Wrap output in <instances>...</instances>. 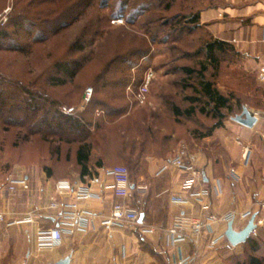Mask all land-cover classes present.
Listing matches in <instances>:
<instances>
[{"label": "rangeland", "instance_id": "1", "mask_svg": "<svg viewBox=\"0 0 264 264\" xmlns=\"http://www.w3.org/2000/svg\"><path fill=\"white\" fill-rule=\"evenodd\" d=\"M199 6L185 0H0V32L9 35L0 40V189L10 179L56 182L79 172L73 140L84 132L41 127L48 107L79 118L90 130L97 141L93 162L105 148L102 138L113 154L145 150L141 163L155 154L174 158L182 149L208 160L224 152L216 132L225 135L245 107L260 113L258 124L264 122V82L235 48L219 57V69L209 65L206 73L221 93L237 98L235 111H225L223 126L203 137L216 121L201 113L205 102L191 101L199 99L198 77L184 71H199L206 61L203 45L210 35L189 22ZM73 62L79 65L73 80L56 75L57 64ZM56 76L65 84L53 85ZM31 99L42 108L37 117L28 108ZM204 157H197V168ZM137 159H115L108 166L127 167L131 182L146 180L148 166H138ZM240 247L237 253L236 247L227 249L218 264L246 263L251 246Z\"/></svg>", "mask_w": 264, "mask_h": 264}, {"label": "crops", "instance_id": "2", "mask_svg": "<svg viewBox=\"0 0 264 264\" xmlns=\"http://www.w3.org/2000/svg\"><path fill=\"white\" fill-rule=\"evenodd\" d=\"M200 25L214 39L232 44L253 71H259L264 65V0H218L216 5L200 13ZM216 136L222 140L223 154L217 150L216 156L208 160L201 152L197 156L205 159L198 166L205 174L202 186L210 192L202 201L185 194L183 196L187 204L172 203V196L182 192L181 184L185 175L173 167L161 172L172 158H150L147 179L140 178L132 182L131 196L125 201L140 213V217L143 216L138 226L103 225L111 216L116 201L112 190L103 189L104 185L112 182L103 174L106 166L98 167L92 162L86 176L81 175L80 169L78 173L73 172L64 178L80 185H88V179L96 178L98 183L93 190L97 198L80 203V207L92 215L87 230L72 237L65 236L52 250L39 251L36 243L39 231L55 228L59 224V214L49 209L56 182H48L44 178L36 182L31 176H26L24 179L32 190L27 192L18 189L17 197L1 188L0 211L8 212V219L19 218L21 213H36L33 224L0 225V264H56L68 257L71 259L70 264H174L178 250L168 245L167 231L174 217L181 213L196 217L236 214L234 230L239 232L251 219H240L239 216L252 211L256 219L263 221V225L251 237L262 238L264 122L249 129L233 121L227 125L225 135L216 132ZM237 140H241L242 143L239 142L243 147ZM219 154L222 157L220 165L217 164ZM230 167L236 170L239 182H234L228 176ZM65 203H71V199L65 200ZM227 227L228 224L224 223L214 225L218 235H225ZM148 229L153 230V233H143V230ZM206 245L207 240L204 238L197 247L193 243L182 245L181 251L184 255L198 253L202 264H218L222 254L229 249L224 247L226 250L209 252ZM240 246L236 247V253L242 248ZM256 254L264 256V247H260Z\"/></svg>", "mask_w": 264, "mask_h": 264}, {"label": "built area", "instance_id": "3", "mask_svg": "<svg viewBox=\"0 0 264 264\" xmlns=\"http://www.w3.org/2000/svg\"><path fill=\"white\" fill-rule=\"evenodd\" d=\"M258 80L264 82V65L258 71ZM92 94L93 91L91 89L87 91L88 98H91ZM252 114L259 122L261 118L260 113L253 112ZM245 155L247 156L246 151ZM197 160V156L190 155L186 149H182L163 167L161 172L173 167L185 175L181 184L182 192L172 196V203L176 205L187 204L188 202L183 196L185 194L197 201H202L209 196L210 192L202 186L205 174L202 169L197 168ZM103 174L112 181L111 184L104 185L103 189L112 190L113 196L116 199L112 208V214L103 222V225L105 227L121 225L138 226L140 213L125 203L131 196L132 186L128 168L124 166L107 168L103 170ZM230 175L235 182L240 181L236 170L232 169ZM97 183L98 180L96 178L88 179V185L75 184L68 180H61L55 183V193L50 197L49 209L59 214V224L55 228L38 232L36 245L39 251L44 249L52 250L63 241L65 236L72 237L77 233L87 230L92 215L85 212L80 207V203L97 198L93 190ZM3 188L11 196H15L18 193V189L27 192L32 190L29 182L24 178L10 179ZM69 199H71V203H65V200ZM62 200L64 201L63 203L61 202ZM205 209L207 210L208 207L205 206ZM262 209H264V206H262ZM35 213L31 211L21 219H8L9 214L5 211H0V225L33 224ZM253 216L254 213L248 211L239 217L240 219H249ZM236 219V214L221 217L215 214H209L207 217H196L185 213L176 215L171 227L167 231L168 245L178 250L174 264H199L198 253L184 255L181 251V246L193 243L197 247L198 242L204 238L207 240L206 250L209 252H216L224 247L234 250L235 247L228 242L225 235L217 234L214 225L218 223L229 224ZM255 224L258 228L263 225V221L256 219ZM143 233L152 234L153 230H143Z\"/></svg>", "mask_w": 264, "mask_h": 264}, {"label": "trees", "instance_id": "4", "mask_svg": "<svg viewBox=\"0 0 264 264\" xmlns=\"http://www.w3.org/2000/svg\"><path fill=\"white\" fill-rule=\"evenodd\" d=\"M175 1V0H172ZM215 0H185V2L189 3H194L197 7V5H200L196 11L194 10L193 7L190 8L192 11V18H190L189 22L193 25L196 26L197 29H205L209 33L210 40L206 41L203 45V50L205 51V57L206 61L202 63L201 69L199 71H196L194 69H185L184 71L189 75L193 76L195 73L197 74L198 77V86L195 89L196 93L199 96V99H191L193 103L199 104L200 102H205L204 107L201 109V113L210 116L212 119L216 121L215 125L211 127V129L203 135L204 138L210 137L212 133L216 130L219 129L223 126V121L227 117V113H234V105L233 101L237 100V98L234 97V95L230 96H225L223 93L220 92V90L217 88L216 84L210 80L207 79L206 73L208 72L209 65L210 66H215L217 69L220 67V56L225 55L228 52H233L235 51V47L227 42L219 41L217 39H214V37L211 35V33L204 28L203 26L200 25V13L208 9L214 5L212 3ZM171 5H167L166 9H171ZM124 16V15H123ZM9 38V35L5 31L0 32V40H7ZM79 65L76 62H73L71 64H66V63H59L55 66L56 70V75L57 76H67L68 78L72 79L76 76L77 69ZM52 77L51 78V83L55 86H61L65 84V80L62 79L61 77ZM35 101V100H34ZM33 99L30 100V103L28 105L29 110L34 112L36 117L39 115L41 112V107L37 106V104H34ZM239 103V102H238ZM239 105V104H238ZM60 108V106H59ZM53 111V112H51ZM225 111L227 113H225ZM71 112V110H70ZM195 113V109L192 108L187 111V115L189 117H192V115ZM45 115L42 118L43 120L40 121L41 127L43 126L46 129H54V128H59L60 130L62 128L66 129L64 126H70L72 127L73 131L75 133H82L83 137L78 139L75 138L73 141L74 143H77V149H76V163L81 169V175L86 176L89 173V167L91 163L93 162V153L97 151V141L95 139H92V133L90 130H87L84 125L81 124V121L77 117H73L72 115H69L65 113L64 111L61 112L60 109H54V107H48L47 110L44 112ZM52 115V116H51ZM51 116V117H50ZM236 116V114H235ZM64 122L60 124H56V122ZM53 121V123L51 122ZM55 126V127H54ZM86 131V132H85ZM107 139L102 138V145L105 147L104 149L102 148V155H100L99 158L96 159L95 164L98 167H105L107 168H113L109 167L108 164L109 162L115 160V159H120L123 161H127L126 158H134L137 156L138 166L142 164L143 166H147L148 163H141L142 156H145V150H141L139 153L136 155L135 152L133 153H128L125 154L123 151L124 149L119 150V152H115L114 154L108 151V147L111 145L110 142L107 144ZM110 144V145H109ZM116 148L117 146L114 145ZM119 148V147H117ZM151 158H162L161 155H153ZM147 170V168H146ZM141 171V170H139ZM143 171V170H142ZM140 173V172H139ZM64 180L59 179L56 180V182ZM251 246L250 247V252L247 257V261L244 264H264V256H258L256 252L259 250V244L258 240L255 237H250L248 241L243 244V246ZM247 250L249 247H246ZM247 255V253H246ZM234 256H230L228 260H232ZM238 264V263H237Z\"/></svg>", "mask_w": 264, "mask_h": 264}, {"label": "water", "instance_id": "5", "mask_svg": "<svg viewBox=\"0 0 264 264\" xmlns=\"http://www.w3.org/2000/svg\"><path fill=\"white\" fill-rule=\"evenodd\" d=\"M233 120L237 122L238 124L253 129L258 124V119L253 116L251 111L247 107L243 109V113L234 117ZM143 216L140 217V223L142 222ZM256 216L254 215L251 217L248 225L242 230V231H235L234 230V223L230 222L228 224L227 230L225 232V237L228 240V242L233 247H238L240 245L245 244L248 239L251 237V235L254 233V231L257 229V226L255 224ZM70 258L63 259L59 261L56 264H70Z\"/></svg>", "mask_w": 264, "mask_h": 264}]
</instances>
